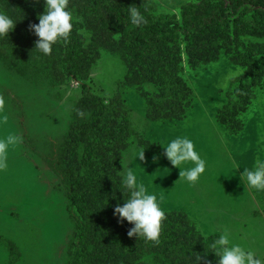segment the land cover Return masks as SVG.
<instances>
[{
  "label": "rangeland",
  "instance_id": "374dc122",
  "mask_svg": "<svg viewBox=\"0 0 264 264\" xmlns=\"http://www.w3.org/2000/svg\"><path fill=\"white\" fill-rule=\"evenodd\" d=\"M196 1L144 0L142 7L156 15H175L181 21L185 5ZM69 9L88 46L106 41L108 31L94 30L96 23L87 0H69ZM251 14L222 30V37H218L225 46L219 48L220 52L213 53L216 44L209 39L208 63L190 65L186 42L180 39L181 77L191 90L193 106L178 122H153L148 104L149 96L169 89L171 66L164 75L165 84L142 78L130 87L124 83L126 75L134 78L139 71L143 76L148 66L140 67L137 58L129 55V69L120 57L99 47L100 57L89 79L69 77L51 85L44 77L15 70L10 64L11 55L0 52V98L4 101L0 107V140L19 138L16 144L8 145L3 154L5 166L0 168V235L16 243L19 254L13 257L18 261H10V251L0 242V264H67L74 224L67 210L66 193L60 188L61 180L43 156L63 142L73 106L86 90L106 100L119 93L126 101L133 129L150 146L143 149L136 141L122 154L121 163L138 183L156 194L163 210L186 212L206 237L221 235L227 229L232 242L264 254V229L257 222L264 216V190L250 188L241 179L244 168L251 169L258 158L264 159V75L260 83L247 81L252 96L241 104L235 90L238 86L241 91L243 86L246 95V84L240 82L248 66L231 62L235 56L248 55L251 43L264 42V29L253 32L254 25L264 26V21L255 18L250 22ZM113 39L120 40V35ZM196 50L200 52L197 46ZM258 62L263 66V61ZM217 117L222 121L226 118L228 128L220 125ZM177 137L191 139L207 163L206 172L195 183L179 176L180 169L191 167V162L179 169L165 156L163 146ZM152 148L156 153L147 155ZM143 150L144 159L138 160Z\"/></svg>",
  "mask_w": 264,
  "mask_h": 264
},
{
  "label": "trees",
  "instance_id": "16d2710c",
  "mask_svg": "<svg viewBox=\"0 0 264 264\" xmlns=\"http://www.w3.org/2000/svg\"><path fill=\"white\" fill-rule=\"evenodd\" d=\"M87 1L96 23L94 30L109 33L106 41L97 42L95 47L88 46L79 26L73 25L70 35L53 44L50 54L44 55L35 49L39 38L29 30L30 24L39 22L38 14L45 11L44 0H0V10L18 20L7 36L0 37V52L11 55L10 64L15 70L44 77L51 85L63 83L69 77L89 79L100 57L99 47L120 57L129 69V55L137 58L140 67L148 66L143 76L139 71L134 78L126 75L124 83L130 87L142 78L162 85L171 66L169 89L148 97L153 122L184 120L193 106L191 90L181 77L182 37L189 64L208 63L212 42L209 39L216 44L213 53L220 52L219 48L225 46L220 44L222 30L239 23L243 15H250L251 11L253 20L250 22L255 18L264 21V0H197L185 5L181 21L175 15L143 11L144 0ZM131 7H136L144 18L139 25L131 22ZM254 26V33L264 29L263 25ZM114 35H120V40H114ZM202 45L206 46L204 50ZM247 50L248 55L231 58L233 63L248 66L240 82L246 84V95L243 86L241 91L238 86L235 90L241 104L252 96L248 85L260 83L264 75V64L255 63L264 62V42L251 43ZM128 115L129 109L121 94L106 100L86 90L73 106L63 142L43 156L44 162L61 180L60 188L66 193L67 210L74 224L67 264H218L219 257L212 244L220 234L204 236L184 211L163 210L165 219L158 242L143 236H129L134 225L114 215L115 207L122 206L131 195L121 175L122 154L136 141L143 149L148 150L150 146L149 141L133 129ZM224 119L218 120L228 128ZM153 149L146 154H155L156 149ZM0 242L10 251V261L16 263L18 257H13L19 254L16 243L1 235Z\"/></svg>",
  "mask_w": 264,
  "mask_h": 264
},
{
  "label": "clouds",
  "instance_id": "9594fccd",
  "mask_svg": "<svg viewBox=\"0 0 264 264\" xmlns=\"http://www.w3.org/2000/svg\"><path fill=\"white\" fill-rule=\"evenodd\" d=\"M45 11L38 14V23L30 24L29 30L39 38L35 49L44 55L50 54L53 44L67 38L75 23L73 12L69 9V0H44ZM131 22L139 25L143 22V16L136 7L129 8ZM18 20H14L8 13L0 10V37L7 36L14 29ZM4 101L0 98V107ZM19 138L9 136L7 140H0V168H3V154L9 144H16ZM165 156L170 163L180 169V165L191 162L192 166L181 170L179 176L190 183L197 182L206 172L207 163L196 151L193 141L187 137H177L163 146ZM144 150L139 153L138 160L144 159ZM123 184L131 193L130 198L124 204L117 205L114 215L121 221L126 220L134 226L129 230V236H143L149 241L158 242L161 223L165 219V213L157 200L154 192L150 193L143 183H138L136 176L127 169L121 171ZM241 179L245 184L256 190H264V159H257L251 169L244 168ZM212 247L219 257L218 264H264V254H258L256 250L247 248L240 243L230 240V233L225 229L213 242Z\"/></svg>",
  "mask_w": 264,
  "mask_h": 264
},
{
  "label": "crops",
  "instance_id": "0c3cea01",
  "mask_svg": "<svg viewBox=\"0 0 264 264\" xmlns=\"http://www.w3.org/2000/svg\"><path fill=\"white\" fill-rule=\"evenodd\" d=\"M188 115V114H187ZM180 121H183V120H180ZM217 121H218V123L220 124V125H222L221 123H220V121L218 120V118H217ZM176 122H178V121H176ZM263 215H264V212H261ZM260 219H258V223L261 225V227L264 229V216H262V218L261 217H259Z\"/></svg>",
  "mask_w": 264,
  "mask_h": 264
}]
</instances>
